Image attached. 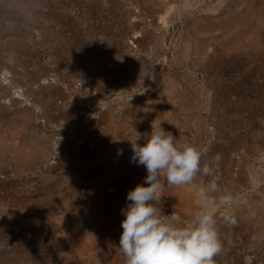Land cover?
I'll return each instance as SVG.
<instances>
[{"label":"rangeland","instance_id":"374dc122","mask_svg":"<svg viewBox=\"0 0 264 264\" xmlns=\"http://www.w3.org/2000/svg\"><path fill=\"white\" fill-rule=\"evenodd\" d=\"M159 126L232 197L214 264H264V0H0V264H125ZM180 187L156 207L188 222Z\"/></svg>","mask_w":264,"mask_h":264},{"label":"clouds","instance_id":"9594fccd","mask_svg":"<svg viewBox=\"0 0 264 264\" xmlns=\"http://www.w3.org/2000/svg\"><path fill=\"white\" fill-rule=\"evenodd\" d=\"M136 135L141 139L140 133ZM139 139L129 140L132 162L143 165L147 176L127 193L128 203L121 210L125 218L118 248L125 264H214L221 245L211 209L217 204L230 206L232 197L224 193L214 198L220 192L216 183L199 180L201 174L211 176L212 168L202 167V152L196 146L180 143L161 126L143 134V145ZM165 181L168 188L189 186L201 206L190 221L175 212L164 215L156 207Z\"/></svg>","mask_w":264,"mask_h":264},{"label":"bare ground","instance_id":"6f19581e","mask_svg":"<svg viewBox=\"0 0 264 264\" xmlns=\"http://www.w3.org/2000/svg\"><path fill=\"white\" fill-rule=\"evenodd\" d=\"M173 190L175 191L176 195H183L188 200L191 199L190 194L186 192V189L184 187H173Z\"/></svg>","mask_w":264,"mask_h":264}]
</instances>
